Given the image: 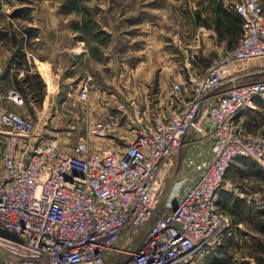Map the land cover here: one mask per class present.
<instances>
[{"label": "built area", "instance_id": "2783aa9c", "mask_svg": "<svg viewBox=\"0 0 264 264\" xmlns=\"http://www.w3.org/2000/svg\"><path fill=\"white\" fill-rule=\"evenodd\" d=\"M234 9L243 28L235 47L172 82L147 115L136 111L134 135L103 153L43 141L4 105L23 106V96L0 92V229L27 252L0 247V264H195L234 235L238 224L218 204L226 171L242 156L264 167V136L248 132L243 115L264 99V76L251 77L264 73V5ZM189 132L209 157L193 177L178 170L158 209Z\"/></svg>", "mask_w": 264, "mask_h": 264}, {"label": "rangeland", "instance_id": "374dc122", "mask_svg": "<svg viewBox=\"0 0 264 264\" xmlns=\"http://www.w3.org/2000/svg\"><path fill=\"white\" fill-rule=\"evenodd\" d=\"M101 1L105 7L111 2ZM117 1H120L115 8L117 12L112 15L98 6L100 0L91 3L89 0H64L59 7L65 13L66 48L72 49L73 45L81 42L82 54L85 55L77 71L70 68L68 59L65 60L64 83H48V88L42 83L41 91L32 92L30 85L21 82L29 74L37 75V68L28 62L24 65L14 63L10 67L13 74H20L19 79L12 76L11 79L3 77L0 81L2 94L15 89L24 99V105L20 107L8 102H4V105L30 118L35 133L43 141L55 142L63 152H74L81 142L85 143L89 152L100 153L111 146L124 145L135 133V113L142 110L146 100L151 110L156 106L158 96L169 95L172 82L185 80L189 74L203 73L215 59L236 45L237 40L227 44L218 39V33L213 29L214 22L202 18L207 16L209 0ZM262 2L264 5V0ZM15 3L13 0H0V9L13 13ZM143 3L152 7L154 13H149L150 18L140 22L137 11ZM17 4L22 5L19 0ZM119 11L124 15L122 18ZM26 17V13L18 17L14 28L19 36L15 42L18 48L15 55L18 58L26 55L19 47L23 41L21 36ZM7 55L1 62L13 63ZM29 55L27 57L30 58ZM6 66L0 68L2 72L3 69L8 71L9 67ZM88 71H91V78L88 77L78 87L68 82L67 75H83ZM84 84L85 97L80 98L78 90ZM262 114H257L256 120L246 129L251 134L264 136ZM257 164L236 167L233 160L224 178V184L229 179V199L235 198L238 204L257 214L253 219L255 221L264 218L261 215L264 207L259 202L264 196V167ZM250 230L244 232L246 236L239 230L236 233L239 237L237 245L242 250H246L247 236L258 234L260 239H264L261 233ZM0 247L12 253H27L19 240L3 229H0ZM226 250L223 253L225 257H220L216 263L239 264L243 251L240 248L234 250L233 247ZM212 260L209 253L195 264H211ZM256 264H264V259L256 261Z\"/></svg>", "mask_w": 264, "mask_h": 264}, {"label": "crops", "instance_id": "0c3cea01", "mask_svg": "<svg viewBox=\"0 0 264 264\" xmlns=\"http://www.w3.org/2000/svg\"><path fill=\"white\" fill-rule=\"evenodd\" d=\"M16 2L14 4L15 9L13 13H6L2 9H0V68L1 67H9L8 71L0 69V81L3 77L12 78V76H16L12 73L11 68L14 66V63L18 65H24V63L33 64L37 68V75L35 73L27 75V82L29 80V85L31 87V91L39 92L41 91V84L45 83L46 88H48V83H64V71H65V60L68 59L70 62V68L73 71H77V67L79 64L85 60V55L82 54V46L83 44L79 42V44L73 45L72 49L66 48L65 44V13L62 9L59 10V7L64 3V0H19L22 5H18V0H13ZM93 0H89L91 3ZM238 1L232 0H209L206 7L207 16H202L203 19H208L214 22L213 29L216 30L215 20L218 17L217 9L224 11L227 16L231 19L237 18L239 16L235 12L234 5ZM106 3V2H104ZM120 1L111 0V2L105 7L103 6V1L100 0L98 2V6L103 8L108 15H112L115 12L117 4ZM137 11V16L141 20L140 22H145L148 18H150L149 13H154L152 11L153 8L150 6H145L142 4V7ZM29 12H25V11ZM221 11V12H222ZM120 12V11H119ZM24 13L27 14L26 20L27 22L24 24L25 29L22 34V43L19 46L21 50H23L26 55L20 56L19 58L15 55V50H17V39L19 38L18 34L15 33V25H17L18 17L22 16ZM124 15L120 12V18ZM199 16V15H198ZM200 18V16H199ZM213 31V30H212ZM241 34L237 37L230 36L229 34L220 38L218 35V39L220 38L222 41L228 44V42L234 40H238ZM81 41V40H80ZM9 52V53H8ZM9 54V58H11L13 63H2V58L6 57ZM11 54V55H10ZM30 54V55H29ZM30 56L27 57V56ZM8 57V55H7ZM139 65V63H137ZM105 64L104 66H107ZM91 67V66H90ZM5 68V67H4ZM49 68L51 71H49ZM80 72V71H79ZM19 75L16 76V79H19ZM91 71L84 73L83 75L77 74L76 76L68 77V82L77 84V87L82 82H86L85 80L90 77ZM66 77V76H65ZM91 78V77H90ZM70 79V80H69ZM162 79L159 81L161 82ZM36 82L39 83L40 88H37ZM28 86V85H27ZM51 90V89H50ZM49 90V91H50ZM52 93V92H50ZM167 94L165 93L163 96H158V99L167 98ZM142 111L145 115L150 111L147 100L145 101L144 107ZM245 117V112L243 113ZM209 145L205 141H199L197 134L189 132L188 136L185 139L184 146L180 150V153L183 154L182 161L179 167V173L182 175L183 173H187L191 171L192 177L196 174V166L200 161L205 160L209 157ZM191 158L195 164L188 169L184 166L186 160ZM235 166L240 167L242 165L249 166L250 163H254V165H258L257 162L247 156L238 157L234 160ZM184 163V164H183ZM260 165V164H259ZM238 173V172H237ZM172 177V176H171ZM170 177V178H171ZM229 179L225 180V184H223L222 189L219 192L218 204L220 208L232 217L233 221L238 224V229H236L233 236H230L225 239L223 244L214 249L210 254L213 257L211 264L216 263L217 259L224 256L227 251L226 249L233 247V249L243 248L237 245V236L236 233L239 230V233H248L253 229L258 233H261L264 236V218H259L256 221L253 220L256 215L250 212L248 207L241 204H238L237 200L233 198V200L229 199L230 189L227 188V183ZM262 202V207H264V196L260 198L259 202ZM231 205V206H230ZM264 216V210H261ZM245 229L243 230L241 229ZM250 228V229H249ZM249 230V231H248ZM244 233L246 236L247 234ZM240 234V235H241ZM251 234V233H250ZM245 247L246 250H242L241 257L239 260V264H256L261 259H264V239H260L258 234H251L246 237ZM225 259V258H224Z\"/></svg>", "mask_w": 264, "mask_h": 264}, {"label": "trees", "instance_id": "16d2710c", "mask_svg": "<svg viewBox=\"0 0 264 264\" xmlns=\"http://www.w3.org/2000/svg\"><path fill=\"white\" fill-rule=\"evenodd\" d=\"M221 11L222 10H219V8L217 9L218 17L215 20V27L218 31L219 37L222 38L228 34L230 36L234 35L235 37H237L239 34H242L243 28L241 20H238L237 18L231 19L224 11ZM21 82L26 86L29 85V80L27 82V78L22 79ZM36 84L38 85L37 88L39 89V83L36 82ZM255 103L256 107L254 109H248L245 111L244 126L247 130L248 128H250V124L256 120L255 117L257 114H261L262 112V115H264V99H257Z\"/></svg>", "mask_w": 264, "mask_h": 264}, {"label": "water", "instance_id": "95a60500", "mask_svg": "<svg viewBox=\"0 0 264 264\" xmlns=\"http://www.w3.org/2000/svg\"><path fill=\"white\" fill-rule=\"evenodd\" d=\"M260 76H264V73L253 74L251 77L252 78H256V77H260ZM182 156H183V154L180 153L179 156H178V159H177V164L175 166L174 173H173L172 177L168 180L166 186L163 189V192L161 194L160 201H159V204H158V207H157L158 209L161 207L164 198L167 196V194H168V192H169V190L171 188V185H172L174 179L177 176V173H178L181 161H182Z\"/></svg>", "mask_w": 264, "mask_h": 264}]
</instances>
